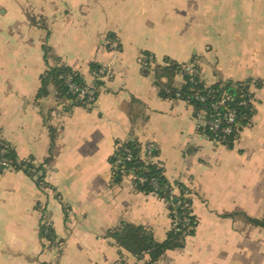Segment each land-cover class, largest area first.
I'll return each instance as SVG.
<instances>
[{
    "label": "crops",
    "instance_id": "1",
    "mask_svg": "<svg viewBox=\"0 0 264 264\" xmlns=\"http://www.w3.org/2000/svg\"><path fill=\"white\" fill-rule=\"evenodd\" d=\"M145 56L196 60L208 87L264 79V0H0V142L19 163L52 158L46 189L0 171V264H144L109 234L124 224L163 242L170 221L163 201L114 180L127 141L154 145L167 180L191 192L194 233L157 264H264V88L227 149L197 135L185 102L159 98ZM92 64L113 75L93 110L65 111L42 89L58 65L91 85Z\"/></svg>",
    "mask_w": 264,
    "mask_h": 264
},
{
    "label": "trees",
    "instance_id": "2",
    "mask_svg": "<svg viewBox=\"0 0 264 264\" xmlns=\"http://www.w3.org/2000/svg\"><path fill=\"white\" fill-rule=\"evenodd\" d=\"M35 25L37 27V23ZM106 42L107 48L112 45L113 50L119 51L115 37L107 36ZM143 64V73L152 75L159 98L185 102L191 108L194 120L199 113L204 116L205 120L215 116L216 113L212 110V105L221 102L224 95H229L231 101L220 105L218 113L223 115L225 112L235 111L237 120L232 125L221 123L218 131H210L208 127L199 124L196 133L215 145L227 149L233 148L242 130L250 124L253 115L254 95L251 90L261 89L264 79H249L236 84H216L208 87L201 78V70L196 60H192L188 64H177L165 60L162 65H157L152 57L145 56ZM90 70L94 77L93 84L89 85L93 91L90 98L88 96L79 98V93L88 85L81 80L78 74L63 65H58L45 73L42 77V89L48 82L51 83L56 89L58 100L63 102L65 111H70L74 107L93 110L97 102L98 91L104 85L103 76H100L99 72L103 71L105 75L107 70L98 64H92ZM177 78L181 80L179 88L175 87ZM68 83L75 85V92L68 89ZM229 91H233V95H230ZM199 98L204 101H200ZM225 127L230 128L232 132L230 134L222 133ZM150 147L148 151V146L143 148L137 141L117 143L110 159V165L114 180L122 181L121 172L124 171L131 177V184L137 192L156 196L165 203L170 221L165 240L157 242L153 235L144 228L124 224L109 236L119 247L144 261V264H157L167 252L177 251L184 247L185 239L194 233L196 219L192 213L191 200L186 197L191 193L189 188L181 183H171L167 180L163 166L155 162V159L158 158V149L154 145H150ZM0 161L6 162L8 167L7 169L0 167V171H22L28 177L35 179L39 188H49L45 182V172L52 162V158L37 166L32 160L19 163L13 151L5 143L0 142ZM175 189H177V194L173 195ZM42 232L41 238L50 243L54 242L49 228H44Z\"/></svg>",
    "mask_w": 264,
    "mask_h": 264
},
{
    "label": "built area",
    "instance_id": "3",
    "mask_svg": "<svg viewBox=\"0 0 264 264\" xmlns=\"http://www.w3.org/2000/svg\"><path fill=\"white\" fill-rule=\"evenodd\" d=\"M99 75L103 76V81L111 80L113 78V75L108 70L106 71L105 75L103 74V71H100ZM67 86H68V89L70 91H72V92L76 91L75 85L68 83ZM261 88H264V81L262 82ZM92 94H93V91H92L91 87L88 85V87H86L84 90H82L78 96H79V98H83L84 96H88L90 98L92 96ZM199 100L204 101L202 98H199ZM226 101H231V97L229 95H224L221 102L212 105V110L214 111V113H216V115L211 116V118H209L208 120L207 119L205 120L204 116H202L201 113L197 114L195 116L196 129H197L199 124L204 125L205 127H208L210 129V131H218L221 123L224 125H230V124L232 125L237 120V113L235 111H228V112H225L223 115L218 113V107ZM231 132H232V130L228 127H225L222 130V133H224V134H230ZM150 148L151 147L148 146L147 150L149 151ZM0 167H2L4 169L8 168L7 163L2 162V161H0ZM121 176H122V179H124V180H131V177L129 176V174H126V172H124V171L121 172ZM156 191H157V189L155 190V192ZM176 192H177V189H175L173 191V195H176L177 194ZM186 197H188V195H186ZM186 223L188 224L187 221H186Z\"/></svg>",
    "mask_w": 264,
    "mask_h": 264
},
{
    "label": "water",
    "instance_id": "4",
    "mask_svg": "<svg viewBox=\"0 0 264 264\" xmlns=\"http://www.w3.org/2000/svg\"><path fill=\"white\" fill-rule=\"evenodd\" d=\"M229 94H230V95H233V91H229Z\"/></svg>",
    "mask_w": 264,
    "mask_h": 264
}]
</instances>
